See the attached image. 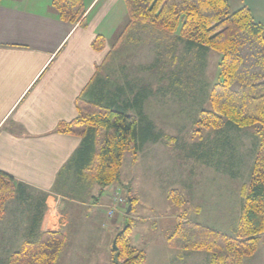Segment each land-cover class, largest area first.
<instances>
[{"label":"crops","instance_id":"0c3cea01","mask_svg":"<svg viewBox=\"0 0 264 264\" xmlns=\"http://www.w3.org/2000/svg\"><path fill=\"white\" fill-rule=\"evenodd\" d=\"M27 1L0 0V171L19 188L0 220V246L14 250L35 233H59L66 251L62 257V247L55 264H111L112 242L120 231L116 215L106 217L111 199L104 196L106 189L99 195V188L70 164L81 139L56 133L55 128L76 118L79 96L89 100L102 94L117 99L124 93L132 99L145 90L144 102L148 100L151 93L145 83L138 85L130 75L120 81L129 64L125 60L115 64V54L132 50L137 32L154 30L129 23L127 13L124 19L113 16L105 22L109 1L117 0H90L84 17L75 24L60 21L51 0L46 1L44 12L23 7ZM232 1L235 10L247 7L252 19L264 25V0ZM107 28L114 37L118 32L117 39L107 35ZM128 29L130 34L122 42ZM99 36L104 45L98 51L92 43ZM117 190L114 187L112 192ZM237 218L220 231L232 234ZM171 251L165 248L154 255L169 256L172 263ZM254 256L242 264H264V239Z\"/></svg>","mask_w":264,"mask_h":264},{"label":"trees","instance_id":"16d2710c","mask_svg":"<svg viewBox=\"0 0 264 264\" xmlns=\"http://www.w3.org/2000/svg\"><path fill=\"white\" fill-rule=\"evenodd\" d=\"M124 2L129 23L148 25L158 33L174 35V41L183 44L186 53L195 51L200 59L208 51L219 56L218 81L207 91L211 109L197 113L195 133L221 131L225 127L229 132L256 129L250 177L242 187L233 233L220 234L190 221L184 214L177 218L166 240L171 249L208 253L210 264H242L245 258L254 255L264 235V25L256 23L245 6L231 11L229 0ZM88 5L89 0H51L58 19L68 24L80 22ZM103 45L100 36L92 43L98 51ZM190 91L191 88L187 90ZM145 94V90H140L132 99L125 98L124 93H119L117 99L102 94L89 100L79 96L75 101L76 118L59 122L55 128L56 133L81 139L70 164L99 188V195L108 187L123 186L121 168L126 154L135 160L147 142L157 139L152 122L143 112ZM226 142L229 143L228 139L208 149L203 144L193 145L194 150L188 151V155H195L196 159L203 154L222 158L229 148ZM18 189L14 179L0 171V220L7 201ZM128 198L132 207L136 199ZM167 198L176 206L186 203L177 190H170ZM35 234L14 250L1 248L4 253L0 262L55 264L63 247V236L52 232ZM115 246L111 264L145 263V253L130 244V226L116 235Z\"/></svg>","mask_w":264,"mask_h":264},{"label":"rangeland","instance_id":"374dc122","mask_svg":"<svg viewBox=\"0 0 264 264\" xmlns=\"http://www.w3.org/2000/svg\"><path fill=\"white\" fill-rule=\"evenodd\" d=\"M46 1L29 0L22 5L44 12ZM107 6L110 13L105 22L113 16V19L119 20L124 19L122 16L126 17L124 0L109 1ZM235 7L230 0V10L235 11ZM122 26L123 23L120 27ZM109 30L107 28V35L110 33L112 40L117 39L118 32L114 37ZM129 34L128 29L121 41H125ZM136 35L138 37L132 50H122L115 54L119 50L117 45L115 64L120 60L129 64L127 74L124 75V70L121 71L120 81H123V76L130 75L138 85L145 83L149 87L151 96L143 103V112L153 123L154 133L159 138L143 147L135 162H132L131 154L125 155L121 168V176L122 172L124 175L123 186H117L123 201L117 206L112 192L115 186L108 187L104 196L110 197L111 206L106 217L116 215L115 219L120 224L118 233L130 226V244L145 253L144 264H210V255L204 251L169 248L166 244L167 237L177 218L184 214L190 221L220 234H224L221 229L233 225L239 215L242 187L250 177L257 141L256 129L250 127L229 132V128L225 127L221 131L195 133L197 113L201 109H211L207 91L218 81L219 56L208 51L201 60L195 51L186 53L183 44L174 41V35L156 31L137 32ZM189 88L191 91L187 92ZM224 139H228L229 143L226 142L225 145L229 148L222 158L203 154L200 159H196L195 155H188V151L194 150L191 147L193 145L203 144V148L208 149ZM231 155L232 161L229 163ZM170 190L179 191L186 200L185 205L176 206L168 200L167 193ZM130 196L136 201L132 204V211L130 208V212L126 213ZM110 211H113L112 215L108 214ZM263 239L264 235L260 237V241ZM165 248L172 250V263H169V256L164 258L154 255ZM65 251L66 246L63 247L62 257L65 256ZM2 253L4 252L0 246V258ZM147 254L150 257L146 263Z\"/></svg>","mask_w":264,"mask_h":264},{"label":"built area","instance_id":"2783aa9c","mask_svg":"<svg viewBox=\"0 0 264 264\" xmlns=\"http://www.w3.org/2000/svg\"><path fill=\"white\" fill-rule=\"evenodd\" d=\"M113 200L114 202L116 203V205L118 206L119 204L122 203V198L119 196V193L118 192H114L113 194ZM113 211H110L108 214L109 215H112Z\"/></svg>","mask_w":264,"mask_h":264},{"label":"water","instance_id":"95a60500","mask_svg":"<svg viewBox=\"0 0 264 264\" xmlns=\"http://www.w3.org/2000/svg\"><path fill=\"white\" fill-rule=\"evenodd\" d=\"M130 205H131V204H130V200H128V201H127V209H126V213H129V212H130V208H131ZM112 249H113V250H116L115 240H113V242H112Z\"/></svg>","mask_w":264,"mask_h":264}]
</instances>
